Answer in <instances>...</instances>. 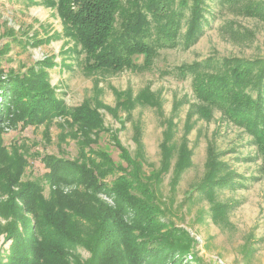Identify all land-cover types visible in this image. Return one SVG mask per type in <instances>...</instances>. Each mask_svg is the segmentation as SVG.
<instances>
[{
    "label": "trees",
    "instance_id": "trees-1",
    "mask_svg": "<svg viewBox=\"0 0 264 264\" xmlns=\"http://www.w3.org/2000/svg\"><path fill=\"white\" fill-rule=\"evenodd\" d=\"M218 3L264 21V0ZM47 4L55 7L65 37L74 43L67 53L82 54L87 71L149 69L157 51L180 43L190 46L214 18L207 0H47ZM138 55L144 61L137 66ZM52 65L45 59L25 73L0 78V195L7 199H0V237L8 243L0 247V264H188L184 261L188 255L204 264L191 253L194 240L189 233L166 218L157 193L176 152L167 130L172 124L160 144L159 168L150 175L142 171L140 151L130 156L113 138L119 152L115 163L108 151L97 147L98 134L105 129L95 109L84 104L66 112L48 83L45 68ZM206 67L210 71L202 70ZM178 70L192 77L197 101L217 108L252 137L263 157L264 176V55L252 60L207 58ZM148 98L143 97L146 102ZM64 116L77 128L73 136L77 155L45 157V197L39 183L19 182L27 162L17 146L10 151L3 147V129L38 126ZM176 153L175 181L191 164L184 144ZM234 180V172L211 144L205 174L187 201L205 198L198 200L208 202L213 222L227 224L229 206L217 201L216 191L235 186ZM77 248L88 257L82 259L74 252Z\"/></svg>",
    "mask_w": 264,
    "mask_h": 264
},
{
    "label": "rangeland",
    "instance_id": "rangeland-1",
    "mask_svg": "<svg viewBox=\"0 0 264 264\" xmlns=\"http://www.w3.org/2000/svg\"><path fill=\"white\" fill-rule=\"evenodd\" d=\"M218 1L207 0L214 18L190 46L180 43L157 51L149 69L110 72L87 71L82 54L67 53L75 48L74 43L65 37L62 19L47 0H0V78L12 72L25 73L37 62L50 59L53 65L45 68L48 83L66 112L84 104L94 108L105 129L98 134L97 147L108 151L115 163H119V152L113 138L130 156L140 151L138 161L146 175L159 168L160 144L170 122V146L177 152L184 144L191 164L175 181L178 153L174 152L162 176L157 193L165 204L166 218L189 233L194 240L191 253L204 264H264L263 157L244 128L225 119L217 108L197 101L192 77L178 70L183 64L207 58L252 60L264 55V21L230 10ZM143 61V55L134 57L137 66ZM202 70L210 71L207 67ZM145 94L151 97L149 102L143 99ZM3 131V147L8 151L17 146L27 162L19 182L39 183L47 197L45 157L74 159L77 155L73 136L78 132L73 120L64 116L38 126L19 125ZM211 144L234 172L237 183L216 191L217 201L229 206L224 225L213 222L210 205L198 200L205 198L197 197L196 192L195 199L187 201L205 174ZM171 181H175L173 189ZM18 189L12 188L15 192ZM5 197L0 195L2 202L7 201ZM102 198L111 203L110 198ZM7 245L0 237V247ZM74 252L82 259L88 257L82 248ZM184 261L196 264L189 255Z\"/></svg>",
    "mask_w": 264,
    "mask_h": 264
}]
</instances>
